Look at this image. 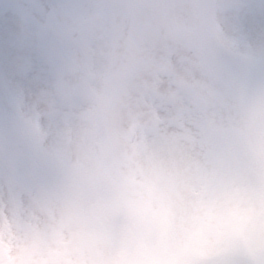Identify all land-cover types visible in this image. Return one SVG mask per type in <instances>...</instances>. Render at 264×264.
<instances>
[{"label":"clouds","instance_id":"1","mask_svg":"<svg viewBox=\"0 0 264 264\" xmlns=\"http://www.w3.org/2000/svg\"><path fill=\"white\" fill-rule=\"evenodd\" d=\"M0 264H264V0H0Z\"/></svg>","mask_w":264,"mask_h":264}]
</instances>
